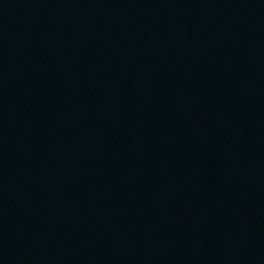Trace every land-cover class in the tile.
<instances>
[{"label": "water", "instance_id": "water-1", "mask_svg": "<svg viewBox=\"0 0 264 264\" xmlns=\"http://www.w3.org/2000/svg\"><path fill=\"white\" fill-rule=\"evenodd\" d=\"M0 264H264V0H0Z\"/></svg>", "mask_w": 264, "mask_h": 264}]
</instances>
